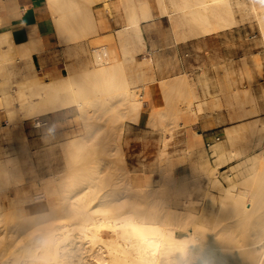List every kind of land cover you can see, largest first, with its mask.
Listing matches in <instances>:
<instances>
[{"label":"bare ground","instance_id":"obj_1","mask_svg":"<svg viewBox=\"0 0 264 264\" xmlns=\"http://www.w3.org/2000/svg\"><path fill=\"white\" fill-rule=\"evenodd\" d=\"M47 1L51 3L50 5L54 9L53 11L57 12L60 16L57 18L56 22L60 42L79 38V33H77L78 30L77 32L74 31L76 28L75 24H73L75 27L73 28L74 32H68L72 33L70 36L65 34L67 32L66 29L69 28L68 21L74 17L76 18L79 14L80 16H78V19L82 20V18H80L81 14L85 12L86 14L82 17L86 23L88 21L86 15H88L89 11L91 12L95 9V4L97 2L102 1L103 5L96 8L98 10L109 11V14L118 10L120 7L127 9L129 12V14L127 13L128 19H126L124 23L123 21L122 23L119 22L120 26L114 29L121 38L124 36L123 41L127 43L128 47H130L129 44L132 46V44L136 42L145 45L142 22L152 19L156 14L149 10L151 8L148 9V0ZM251 1L254 11L258 14L259 19H257L261 21V30H263L264 33V0ZM240 2V0H194L193 2L191 0H158L157 4H159L158 14L164 17L168 16L173 21L177 13H182L181 17L192 14L196 27L199 30L206 28L204 21L210 22V17H213L217 21V26H212L210 24L208 28L212 30L218 27L220 29L231 25L234 21L228 20L227 17L231 16L234 5H239ZM86 9L88 10L87 12L85 11ZM102 13L101 16L103 15ZM92 19L90 18L89 22ZM81 20L77 21L81 22ZM84 20L82 22H84ZM90 23L89 27L95 29L97 26L96 23ZM79 26H81V24L78 25V29ZM69 29H71V27ZM91 29L90 32L93 31ZM84 30L85 29H83V31ZM6 33L0 34V42H9L10 36ZM80 34L82 35V33ZM113 35V32L106 34L102 37V40L111 39ZM38 39L39 36L36 32L31 31L30 41L16 47L19 48V51L23 55L30 56L32 48L34 51L33 43L38 41ZM95 41L98 43L97 45L102 43L101 39H95ZM31 44L33 45L32 48H30ZM39 45L40 47L42 46L41 43ZM114 45V50H110L108 47V49L106 48L102 51H97L99 49H95L97 54L94 58L97 63L95 61L96 64L92 66V68L86 65L87 68L84 67L81 70L73 71L71 67L67 75L61 76L58 79L55 78L54 80L43 81L36 75L33 79L29 77L31 79L29 83V79L26 81L28 85L24 83L27 89L24 91L26 87H23L24 92L21 93L20 96L23 97L22 100L24 103H30V110L34 113L42 115L59 109H65L75 104L78 105L82 118L84 122L87 123L86 128L88 131L84 135H74L61 140L63 152L66 154L67 170L69 172L74 170L76 163H78L76 165L77 169V166H80V161L85 162V159L83 161V157L88 153V148H90V144L87 142L99 135H95L96 131L99 130L96 125V119L101 118L100 115L102 113L90 114V107L95 106L98 110L102 107L113 110L117 103L125 101L122 103L127 106L124 115L129 120L135 118L134 116L141 117L145 110L142 105V99L138 98L136 93L130 92V88L123 89L122 91L119 90L120 87L118 86V88L108 77L113 74H118L117 76H119L118 69L124 65L121 61L122 57L120 58L121 60L119 59L120 54L117 51V44L115 43ZM35 46L37 45L35 44ZM134 56V52L131 55L127 54L131 64H134L136 59ZM127 57L125 56V58ZM30 59H32L31 56ZM122 73L123 71H121L120 75H122ZM113 78L111 76V79ZM106 79L109 85L112 83L116 85L114 88H118L124 100L119 98L122 99V101L115 102L116 98H113L115 95H111L110 93V95H106V92H103L105 96L101 97L103 94L99 96V94L102 93L101 91L108 86L106 83L107 81L104 82ZM187 79L188 78H184V75L180 74L170 78H163L161 81L162 88L165 90L164 88L168 87V85H186L189 88L191 84L187 82ZM113 80L115 81V78ZM116 81H118V79ZM103 84H105V88H103ZM108 88H110V86H108ZM108 88L105 89L107 92H109ZM117 88L114 89L115 91L113 90L115 94L118 93H116ZM123 88H126V86ZM21 89L19 90L20 92H22ZM111 89H113V87ZM28 94H30V97H28ZM120 94L118 93L119 96ZM119 96H117V98ZM190 98L188 99V108L191 107L192 99ZM252 100L254 102L253 98ZM255 106L254 110L251 111V113L254 114L253 117L251 116L253 120L250 122L248 128H246L245 124L244 126L242 124L241 127H243V129L245 128V133H247L249 129L248 138L250 142L248 150L250 156L253 155L252 153L256 152L258 148H261V152L259 155L254 154L248 158L245 162V167L243 165L245 169L242 168L243 171L240 169L241 175H239L236 180L232 179V182L225 188L221 186V188H223L222 193H220L221 195L218 194V198L216 197L217 195L214 196L218 199L217 203H215L214 197L209 198L208 201L205 199V203H200V200L197 201L190 193L191 195L189 194L188 197L185 196L184 199L175 198L172 207H165L168 211L161 216L162 220H157V216L152 210L139 214L137 212L135 215L136 210L132 209L125 213H128L127 215L122 217L110 215L115 212V209H112L110 205H108L112 201L111 198H109L110 196L115 197L124 195L119 199L121 200L123 198L120 201L122 204L129 202L128 200L131 201L129 203H138L137 200L132 199L133 197L157 202V200L161 199L162 192V188L158 187L157 184L161 183L164 186H168V181H162V179L165 180L169 174L174 173L173 169L170 168V163L172 164V161H160L159 171L161 177L157 178L150 174L148 176L146 173L145 176H148L147 179L145 178L147 180L146 184L142 186L134 185L132 170L129 166L126 152L124 148H122L123 135L120 134L117 136V141L121 148V152L120 159H117V161L124 165L125 172L127 173V179H125L123 185H116L111 191L103 195V193H94L91 191L92 185L87 184L88 182H83V178L86 176L82 177V181L76 183V178L74 182H72L69 178L71 174L67 173L61 176L59 181L60 188L57 189V191L53 187V181H55V179H46L43 186L45 188L43 189H45L47 196H44L45 193L42 190L43 183L41 184L38 182L37 189H40L41 194L39 196H41V198H38L37 201H32L31 203L20 206L12 205L9 209L5 207L4 210L0 211V222L8 216H11V220L12 217L17 216L16 219L23 221L26 226L31 228L32 225V227H35L39 223L59 219L60 215L58 218L56 215L60 212L61 214L66 213L65 216L63 214L64 217L70 215L73 218L81 217L79 220H75L66 225L56 224L57 226H55L54 224L52 226L50 224L51 227L48 226L49 228H44L38 236L20 247L22 250L18 253L14 251L15 244H13L3 258L0 255V264H264V117L260 116L259 109L256 104ZM243 108L245 109V107ZM103 114H105V112ZM153 114L157 116V119L160 121L162 130H165L166 128L163 121L166 117V112L162 106H156ZM126 125L127 123L123 124L124 131L126 130ZM235 129L237 130V128ZM236 130L233 131L235 132ZM238 130L237 133L231 132L239 137V135L243 134V130L241 129L242 132H238ZM231 132L229 133L230 135H228L233 139L232 136L234 137V135H231ZM238 133L241 134L238 135ZM235 138L237 137H234V139ZM101 150L103 151V149ZM103 154L107 156V158L99 157L96 161L94 160L95 167L92 166L96 169L95 172L97 171L100 175L103 173V170L107 171L109 169L108 167L112 166L114 163V159L109 158L113 155L112 150L104 151ZM162 155H166L165 151H161L160 156ZM17 171H19V167L16 156H9L0 162V190L8 189L13 184L23 183L24 179L21 175H16ZM95 172H93V174ZM213 172L215 171L210 173ZM214 178L216 177L214 176L212 178V183ZM211 201L212 203L215 201L214 205L217 204L215 213L213 214L214 221H209L211 215H209V213L213 205H211ZM104 204L105 206L103 208ZM2 205L4 204L2 203ZM103 209L106 211L104 216ZM93 213H97L98 215ZM210 218H212V216ZM34 219L35 221L37 220L35 226L32 223ZM28 222L29 224H27ZM180 227L187 228L190 231L191 237L181 236L179 233ZM26 228L27 227H25V229ZM107 231L112 234H109ZM116 232L120 234L114 235ZM1 234H3V232L0 233V235Z\"/></svg>","mask_w":264,"mask_h":264},{"label":"rangeland","instance_id":"obj_2","mask_svg":"<svg viewBox=\"0 0 264 264\" xmlns=\"http://www.w3.org/2000/svg\"><path fill=\"white\" fill-rule=\"evenodd\" d=\"M1 1L2 0H0V2ZM191 1L193 2L194 0ZM240 1L241 2L239 5H234L231 16L227 17L228 20H233L234 22L225 28L219 29L218 27L212 30L208 28L210 24L212 26H217V21L213 17H210V22L204 21L206 28L199 30L196 27L192 14L185 16L182 15L183 17H181L182 13H177L175 15V19L177 18L176 21L175 19L174 21L171 20L168 16H161L158 14V0H148V9L151 8L149 10L156 14L152 19L142 22V24H147L158 21L177 42L184 41L192 37H198L204 34H223L225 32H221V30L227 28L234 31V34L229 38L234 42L236 49H239L242 52L240 54H243V64H241V66L239 65L240 63L237 64V68L235 69V74L233 77H226L223 80L225 84H229L228 87L230 89L227 91L225 88L222 91L226 96H228L225 101H220L217 105H215V107L229 108L231 115H229L226 120L230 121L229 124L235 125L231 129L236 130L235 128H237V130L239 129L238 132L242 129L243 134L238 133V135L241 134L239 135V138L236 134V136L234 135V133H237V130L234 132L233 130L228 129L230 132L233 131L234 133L231 132V135H234V137L237 138L234 139L232 136L233 139H231L230 136L229 148H226V151L220 155L215 153L214 157L209 156L207 153L204 141L201 138V134H198L200 131L197 128V124H199L200 120V117L197 113L203 111L206 108L205 106H209L210 100L197 102L199 98L196 94L195 82L193 78L189 77L187 74L184 75V78H188L187 82H190L191 87L189 86L188 88L186 85H175L176 87L174 85H168V87L164 88L165 90H163L161 83L162 79L155 75V61L148 55L146 41L145 45L134 42L135 44H132V46L129 44L130 47H128L127 43L123 41L124 36L121 38V36L115 32L114 28L119 27L122 21L124 23L126 22V19H128L129 12L124 7H120L118 9L120 12L116 10L118 14L116 11L109 14V11L98 10L96 7L102 6L103 2H97L95 4V9L91 12L89 11L88 15H86L88 17V21L86 18L87 24L82 17L86 14L85 12L81 14L80 18H82V20L78 19L80 14L77 15L76 18L74 17V20L69 19L68 27H71V29L67 28V32L65 31V34L70 36L74 31L77 32L78 30L77 33H79V38L71 39V41L67 40L63 43L69 48L70 59L74 58L75 60V63L69 66V71L71 70V67L73 68V71L81 70L84 67L92 68V66L97 63L94 58V56L96 57L97 51L105 50L107 47L110 50H114V44L116 43L117 51L120 54L119 59L122 57V60H120L124 65L118 69L120 77L117 76L118 74H113L114 76L109 75L108 77L117 85V87H120H118L119 90L122 91L123 89L130 88V92L136 93L138 98L142 99V105L144 106L145 110L143 111L141 117L134 116L135 118L132 120L127 119V117L124 115L127 106L122 104L125 102L122 101V94H120V91L117 87L116 93L118 92L120 96L118 93L115 94L114 89L116 88L114 87L116 85L114 83H112L113 86L112 84L109 85V82L106 79L104 82L107 81L106 83L108 86H110V88H108L107 84L105 83L109 89V92L105 90L107 88H105V84H103V88L105 89L101 91L102 93L99 94V96H101L103 92H106V95L110 93L111 95L116 96L113 97L114 99L122 98L119 100L115 99V102H120V100L122 102H120L121 104L117 103L113 110L103 107L98 110L95 106L89 108L90 114L102 113L100 115L101 118L96 119V125L99 130L96 131L95 135H99L87 142L90 144V148H88V153H86L83 157V161L85 159V162L80 161L81 164L79 162L80 166H77V169L76 165L78 163H76L74 166L75 171L73 170L72 172L67 170L68 165L66 163V154L63 152L61 140L74 135H84L88 131L86 128L87 123L84 122L78 105H73L70 113H65L63 120L57 121V123H53L52 121L46 124V120L49 118L47 113L40 115L38 113L32 112L30 110V103H24L22 100L23 97L20 96L21 93L27 89L26 85L28 84L26 81L29 79V83V81L34 77H31V79L28 77L25 81L18 82L14 86L10 81V76L7 75V73H9L8 64L12 60L10 57H23V61L26 63L25 57H27V55H23L19 51V48L14 46L10 41L0 42V108L8 109V124L0 127V162L9 156H16L19 167V171L16 172V175H21L24 179L22 184H13L8 189L0 190V209L3 208L0 211L4 210L5 207L6 209H9L10 206L12 207V205L20 206L26 203H31L32 201H37L38 198H41V196H39L41 194L40 189H37L38 182L41 184L43 183L42 190L45 193L44 196H47L45 189H43L45 188L43 186L46 179H55V181H53V187L57 191V189L60 188L59 181L61 176L67 173L71 174L69 178L72 182H74L75 178H78V181L75 179L76 183L82 181V177L86 176L85 178L87 179L83 178V182H88L87 184L92 185L91 191L94 193H103V195L108 191H111L114 186L123 185L125 179H127V173L125 172L124 165L118 163L117 161V159H120L119 157L121 152V148L117 141V136L120 134L123 135L122 148H124L126 152V157L132 170V179L134 185H145L149 174L157 178L161 177L159 171L161 164L160 161H172V164L170 163V168L173 169L174 173L169 174L165 180L162 179V181H168V186H164L161 183L157 184L158 187L162 188L161 199L157 200V202L133 197L132 199L137 200L138 203H129L131 201L128 200L129 202L122 204L120 201L123 198L121 200L119 199L124 195H118L115 197L110 196L109 198H111L112 201L108 205H110L112 209H115V212L111 213L110 215L122 217L127 215L128 213H125L132 209L136 210L135 215L137 212L139 214L152 210L157 216V220H162L161 216L166 211H168L165 209V207H172L174 205L173 202L175 201V198L184 199L185 196L188 197L190 193L197 201L200 200V203H205V199L208 201L209 198H213L216 195L218 198V194L222 193V189L227 187L232 182V179L236 180L238 176L241 175L240 172L245 169L243 168V165L245 167V162L248 160V158L254 154L259 155L261 152V148H258V150L252 153L253 155L250 156L248 150L250 142L248 138L249 129H246L248 131L247 134L245 133L246 131L244 132L245 128L243 129L241 126L242 124L243 126L245 124L246 128H248L250 125V122L253 120L252 117L254 116L251 111L254 110V107H256L255 104L259 109L260 116L264 117V33L263 30H261V21L258 20V14L252 7V1ZM51 9L57 22V18L60 16L57 12L53 11L54 9L52 6ZM85 11L87 12L88 10L86 9ZM101 13L103 14L102 16ZM90 18H93L90 22H95L97 25L95 29H91V27H89L91 24L89 22ZM76 19L81 20V22L84 20V22H78ZM71 21L78 23H72ZM73 24H75L76 28ZM79 24H81V26H79L78 29ZM73 28H75L74 31ZM82 28L85 30L83 31ZM90 29L93 31L90 32ZM57 32L59 31L57 30ZM112 32L114 33L112 36L113 38L102 40L104 35L110 34ZM80 33H82V35ZM95 39H101L102 43L97 45L98 43L95 41ZM219 43L222 42L220 41ZM95 49L99 50L96 51ZM133 52L136 59L134 64H131L127 54L131 55ZM124 55L127 58H125ZM120 70L123 71L122 75H120ZM111 76L112 78H115V81L113 80L114 78L111 79ZM117 79L118 81H116ZM220 82L222 81L220 80ZM24 83L26 84L25 86ZM125 86L126 88H123ZM23 87H26L24 88V91ZM112 87L113 89H111ZM11 89L15 90L12 91ZM20 89L22 92L19 91ZM151 93L154 95H151ZM104 94L101 97L105 96ZM117 96L119 97L117 98ZM28 97H30V94H28ZM189 98L192 99L190 108L187 106ZM252 98L254 99V102ZM156 106H162L166 112V117L163 121L166 128L165 130H162L160 121L157 119V116L153 114L154 108ZM243 107H245V109ZM104 112L105 114H103ZM37 118L41 119L43 122H45V124L35 127L34 123L35 119ZM141 118L144 121L141 122L140 126H135L134 122H140ZM125 123H127L128 126L126 125V130L124 131L123 124ZM242 137L245 139L243 140ZM101 149H103V151ZM111 150L113 155H111L109 158L114 159V163L112 166L108 167L109 169L107 171L103 170V173L100 175L97 171L95 172L96 169L93 168L95 167L94 162L99 157L107 158L103 152ZM161 151H165L166 155L160 156ZM92 171L95 173L93 174ZM212 171L215 172L210 173ZM146 173L148 175L147 177L145 176ZM214 176L216 178H214L215 180L213 179L212 183L211 180ZM221 186L224 187L221 188ZM206 193L208 198L206 197ZM217 198H215V203L218 202ZM214 202L212 203L211 201V205H214ZM2 203L4 205H2ZM213 205L212 210L209 213V215L211 214L210 217L212 216V218L209 217V221H214L213 214L215 213L217 204L214 205V208ZM104 206L105 204L103 205V208ZM63 214L65 216L66 213ZM63 214L60 212L58 215H56L57 218L59 215L61 216H59V219L39 223L36 226L35 223L37 224V220L35 221L34 219L32 220V223L35 227L30 225L31 228L26 226L23 221L16 219L17 216L12 217V220L10 219L11 216L6 217V219L4 216V220H1L0 222V233L3 232V234L0 235L1 257H4L5 253L10 250L13 244H15L14 251L18 253L20 250H22L20 247L25 245L34 237L38 236L44 228H47L48 226L51 227V225L53 226L54 224L55 226L59 224L66 225L68 223L74 222L75 220H79L81 217L73 218L71 215L64 217ZM93 214L96 215L97 213ZM105 214L106 211L103 209V216ZM27 224H29V222ZM25 227L27 228L25 229ZM107 232L112 234L109 231ZM179 233L181 236L191 237L190 231L187 228L180 227ZM118 234L120 233L116 232L114 235Z\"/></svg>","mask_w":264,"mask_h":264},{"label":"crops","instance_id":"obj_3","mask_svg":"<svg viewBox=\"0 0 264 264\" xmlns=\"http://www.w3.org/2000/svg\"><path fill=\"white\" fill-rule=\"evenodd\" d=\"M0 22V34L7 32L9 41L11 40L14 46L28 43L31 31H35L39 36L38 41L34 42L37 46L33 43L34 51L33 45L30 46L32 59L30 56L25 57V63L23 57H10L12 60L8 64L7 75L14 86L36 75L44 81H50L70 72L69 66L75 63V60L70 59L69 48L60 42L55 16L47 0H2ZM142 30L148 55L155 61V75L163 79L187 74L195 82L199 98L197 102L210 100L209 106L197 113L200 117L197 124L200 131L198 134H201L209 156L222 154L229 148L228 129L231 130L235 125L226 120L231 115L229 108L215 105L225 101L228 96L222 92L225 88L227 91L230 89L229 84H225L223 80L233 77L237 64H243V54H240L242 52L236 49L234 42L229 38L234 31L227 28L221 30L225 32L223 34H204L177 42L158 21L143 23ZM220 41L222 43H219ZM72 108L73 106H70L47 113L49 118L46 124L63 120L65 113L69 114ZM143 121L141 118L140 122H134V125L140 126ZM5 124H8V109L0 108V127Z\"/></svg>","mask_w":264,"mask_h":264},{"label":"built area","instance_id":"obj_4","mask_svg":"<svg viewBox=\"0 0 264 264\" xmlns=\"http://www.w3.org/2000/svg\"><path fill=\"white\" fill-rule=\"evenodd\" d=\"M43 124H45V122H43L41 119L39 118L35 119V123H34L35 127L42 126Z\"/></svg>","mask_w":264,"mask_h":264}]
</instances>
